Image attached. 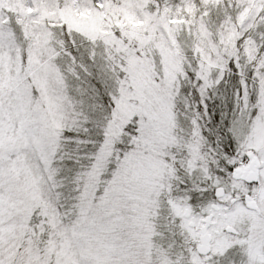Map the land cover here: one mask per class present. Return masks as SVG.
<instances>
[{"label":"snow or ice","instance_id":"obj_1","mask_svg":"<svg viewBox=\"0 0 264 264\" xmlns=\"http://www.w3.org/2000/svg\"><path fill=\"white\" fill-rule=\"evenodd\" d=\"M0 264H264V0H0Z\"/></svg>","mask_w":264,"mask_h":264}]
</instances>
